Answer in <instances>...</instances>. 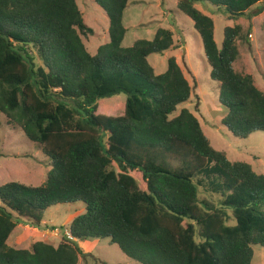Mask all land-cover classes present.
<instances>
[{"label":"trees","instance_id":"trees-1","mask_svg":"<svg viewBox=\"0 0 264 264\" xmlns=\"http://www.w3.org/2000/svg\"><path fill=\"white\" fill-rule=\"evenodd\" d=\"M262 1L176 8L201 39L225 108L221 126L239 140L264 133V93L234 67L239 42L249 41L235 25L218 48L213 20L196 5L251 21ZM94 3L108 19V42L92 55L83 39L94 31L76 0H0V115L50 161L44 184L0 186V264H77L78 243L89 240H108L135 264H252L253 247L264 248V175L212 148L187 109L172 117L191 87L174 57L162 74L148 58L171 50L174 34L160 28L124 48L132 0ZM77 203L84 211L69 226L74 241L7 244L19 223L39 229L47 210Z\"/></svg>","mask_w":264,"mask_h":264},{"label":"rangeland","instance_id":"rangeland-1","mask_svg":"<svg viewBox=\"0 0 264 264\" xmlns=\"http://www.w3.org/2000/svg\"><path fill=\"white\" fill-rule=\"evenodd\" d=\"M132 2L123 16L126 29L122 44L124 48L131 47L137 40H153L160 28L174 32L176 49L148 58L155 73L162 74L167 69L168 59L175 56L192 86L189 101L179 106L172 117L177 116L180 110L187 109L198 119L212 148L225 152L229 161L249 164L257 174L264 175V133L258 132L246 140H239L221 126L225 108L219 102L217 83L210 79V68L206 64L201 39L193 29L192 21L176 11L175 0H132ZM76 3L85 24L94 31V35L83 39L89 53L94 55L95 48L108 38V19L94 0H76ZM196 7L213 20L214 38L218 47L222 44L225 28L235 25L242 27L243 36H246L249 43H245V40L239 42V56L234 64L235 70L251 76L256 88L264 92V0L259 4V9L263 8L262 14L260 17H254L252 22L245 18L229 21L222 11L204 4H197ZM164 14L166 17L163 16ZM251 34H253L252 40ZM180 47L181 50H178L177 48ZM31 53L36 55L34 50H31ZM124 98L123 95L116 97L115 103L121 106ZM117 114L115 116L122 113ZM0 123V186L10 182L32 187L44 184L50 170V161L36 144L25 138L20 130L8 126L2 115H0ZM200 190L201 200H209L218 205L216 196ZM83 211V204L80 203L52 207L44 214L42 224L48 225L46 229L44 225L39 228L40 231L31 226L17 227L9 237L8 244L18 249H29L36 242L49 241L47 239L50 235H46L47 231L53 236L61 233L62 241L64 232L69 231L72 218ZM234 224L232 218L227 223L228 226ZM43 230H45L44 234L41 233ZM78 247L81 256L77 264H130L118 247L108 240L79 242ZM252 250V264H264V248L255 246Z\"/></svg>","mask_w":264,"mask_h":264},{"label":"crops","instance_id":"crops-1","mask_svg":"<svg viewBox=\"0 0 264 264\" xmlns=\"http://www.w3.org/2000/svg\"><path fill=\"white\" fill-rule=\"evenodd\" d=\"M177 3H178V0H175V7L177 8ZM259 9V4L255 7V8H253V10H258ZM171 11V10H170ZM176 11L177 12H179L177 9H176ZM170 13V12H169ZM180 13V12H179ZM261 15V14H260ZM260 15L259 16H257V17H260ZM164 17H166V14H164L163 15ZM256 19V18H255ZM250 22H252V20L250 21ZM193 27V26H192ZM168 30H170V29H168ZM173 34H174V32L172 31V30H170ZM175 36V35H174ZM179 38V37H178ZM215 39V38H214ZM253 39V34H251V40ZM173 40H174V37H173ZM181 42H182V40L181 39H179ZM106 42H108V38H107V40H105L102 44H104V43H106ZM101 44V45H102ZM217 44V43H216ZM99 47V46H98ZM98 47H96L95 48V52L94 53H96V51H97V49H98ZM175 47V48H174ZM218 48H220V47H218ZM173 49H176V44L174 43V46H173V48H172V50ZM178 50H181V47L180 48H177ZM183 50V52H184V49H182ZM170 51V50H169ZM168 52V51H167ZM174 58H175V56H174ZM175 60H176V62H177V64H178V66L181 68V66L179 65V63H178V61H177V59L175 58ZM182 70V69H181ZM183 72V71H182ZM183 74H184V72H183ZM193 74V73H192ZM193 76H194V74H193ZM184 77H185V75H184ZM195 77V76H194ZM185 79H186V77H185ZM187 80V79H186ZM188 81V80H187ZM253 82H254V80H253ZM189 83V82H188ZM190 85V84H189ZM255 85V84H254ZM190 87H191V90H192V86L190 85ZM259 90V89H258ZM262 92V91H261ZM264 93V92H263ZM79 215V214H78ZM78 215H75L73 218H72V220L76 217V216H78ZM45 226V229L47 228V224H45V223H43V224H41V226ZM28 227L27 225H24V224H21V225H19L18 227ZM37 231H40V229H36ZM49 230H51V229H49ZM15 231V230H14ZM41 233H45V230H43V232H41ZM46 235H50V237L47 239V240H49V241H47V242H45V243H47V244H50V245H52V246H54V247H56L60 242H61V233H60V235H58V236H53V234L52 233H50L49 231H47L46 232ZM41 238H43V237H41ZM7 244H8V241H7ZM9 245V244H8ZM10 247H13V246H11V245H9ZM14 248V247H13ZM15 249H18V248H15ZM20 249H22V248H20ZM25 249H27V248H25ZM128 259V258H127ZM129 260V259H128ZM78 261H79V259H78ZM130 261V264H135L134 262H132L131 260H129Z\"/></svg>","mask_w":264,"mask_h":264},{"label":"built area","instance_id":"built-area-1","mask_svg":"<svg viewBox=\"0 0 264 264\" xmlns=\"http://www.w3.org/2000/svg\"><path fill=\"white\" fill-rule=\"evenodd\" d=\"M64 237L66 238V240L68 241H74V238L71 236L69 231H65L64 232Z\"/></svg>","mask_w":264,"mask_h":264},{"label":"water","instance_id":"water-1","mask_svg":"<svg viewBox=\"0 0 264 264\" xmlns=\"http://www.w3.org/2000/svg\"><path fill=\"white\" fill-rule=\"evenodd\" d=\"M178 1H181V0H178Z\"/></svg>","mask_w":264,"mask_h":264}]
</instances>
